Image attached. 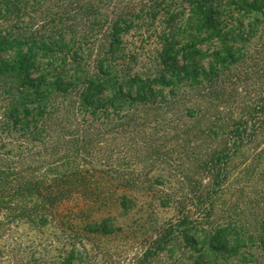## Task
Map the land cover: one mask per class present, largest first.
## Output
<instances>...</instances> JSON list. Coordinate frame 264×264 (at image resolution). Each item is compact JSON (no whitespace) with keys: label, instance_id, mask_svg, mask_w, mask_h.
I'll use <instances>...</instances> for the list:
<instances>
[{"label":"trees","instance_id":"1","mask_svg":"<svg viewBox=\"0 0 264 264\" xmlns=\"http://www.w3.org/2000/svg\"><path fill=\"white\" fill-rule=\"evenodd\" d=\"M244 151L260 166L242 197ZM263 165L264 0H0V208L15 221L72 223L64 203L101 200L106 181L174 210L131 264H264Z\"/></svg>","mask_w":264,"mask_h":264},{"label":"rangeland","instance_id":"2","mask_svg":"<svg viewBox=\"0 0 264 264\" xmlns=\"http://www.w3.org/2000/svg\"><path fill=\"white\" fill-rule=\"evenodd\" d=\"M148 33H145L146 41L152 39L148 37ZM126 39L129 46L138 49L140 53V63L135 66L136 69H140L146 52L140 48L141 38L138 33H132ZM257 166L260 165L252 157V151H244L242 155L236 156L232 163L230 178L233 182L232 190L237 192L242 190L243 197L249 184L248 180L251 179L244 171ZM159 174V170H154L151 178L156 179ZM252 177L254 178L255 174ZM166 179L172 182H166L163 188L172 190L175 187L173 178ZM103 185L108 188V193L101 200L91 198L94 201L88 202L86 198L77 197L64 203L62 213L70 211L78 213V217L72 223L43 226L28 219L15 221L13 214L9 213H12V210L0 208V264H60L69 255L74 243H78L82 255L76 256L73 264H131V258L139 252V246H142L137 241V235L143 238L144 235L153 233L159 223L174 215V210L163 208L159 201L143 190H125L106 181ZM125 193L137 201L136 207L128 211L119 205V196ZM89 203L91 207L87 209H90L88 211L90 213L82 211ZM151 213L153 218H157L156 223L155 219L146 220ZM108 216L116 218L117 230L111 233L97 231V223ZM142 218L144 220L140 222ZM181 248L186 253L191 249L185 243ZM162 257V262L158 264H191L180 254L172 256L169 253Z\"/></svg>","mask_w":264,"mask_h":264}]
</instances>
